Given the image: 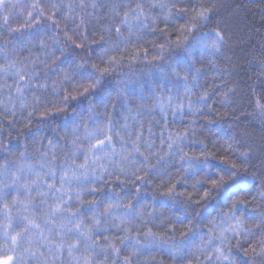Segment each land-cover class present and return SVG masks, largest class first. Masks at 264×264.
Listing matches in <instances>:
<instances>
[{
	"label": "trees",
	"instance_id": "obj_1",
	"mask_svg": "<svg viewBox=\"0 0 264 264\" xmlns=\"http://www.w3.org/2000/svg\"><path fill=\"white\" fill-rule=\"evenodd\" d=\"M36 3L5 0L0 6V186L13 185L14 173L19 177L0 201V228L9 217L14 231L27 223L23 217L33 220L53 246L63 243L55 264H112L113 245L120 249V264L125 256H131V264H264L251 252L264 239L260 175L245 185L264 168L259 163L264 116L257 109V101L264 104V2L178 0L173 6L172 0H39L44 16L37 10L29 20ZM201 6L212 7L210 19L182 33ZM218 23L226 28V42L214 52L206 45ZM178 36L186 37L180 46ZM160 45H167L163 53ZM112 58L119 63L81 95L100 76L93 65L103 67ZM97 126H111L114 144L104 149L110 156L90 159L81 174L77 166L84 154L73 157V132L86 149L85 132ZM184 153L188 156L181 160ZM232 161L240 165L239 175L228 179L231 172L223 170ZM49 168L56 172L54 181L45 176ZM72 169L77 179L71 178ZM65 170L68 179L56 194L66 202L65 210L50 216L55 197L38 192L47 191L48 183L61 188ZM222 175L225 185L212 188L211 180ZM33 180L32 191L25 192L22 186ZM234 201H240L235 216L244 222L239 236L226 215ZM181 233H188V240L174 256L173 239L181 241ZM72 244L77 247L69 251ZM24 247L15 253L18 264ZM218 247L227 260L216 253ZM33 251L36 258L25 257L23 264H52L47 248ZM11 254L0 251V260Z\"/></svg>",
	"mask_w": 264,
	"mask_h": 264
},
{
	"label": "snow or ice",
	"instance_id": "obj_2",
	"mask_svg": "<svg viewBox=\"0 0 264 264\" xmlns=\"http://www.w3.org/2000/svg\"><path fill=\"white\" fill-rule=\"evenodd\" d=\"M178 2V0H172L173 6H175V4ZM262 2H264V0H262ZM5 3V0H0V6H3ZM82 7H84L85 5H81ZM93 7H96L95 4L92 5ZM51 7L53 9H56L58 7V5H56L55 3H53L51 5ZM139 7V6H138ZM33 10L31 12H29L28 16H29V20L32 19V17L34 15H37V10L38 11V17H43L44 16V8L43 6L39 3V0H37V3L34 4L32 6ZM183 11H186V9H182ZM212 7H204L201 6L199 9H194L193 12V16L192 19L190 21V23L183 25L181 28V32H193L195 31V29L198 26V23H207V21L210 19L211 15H212ZM142 14V13H141ZM5 23H7L8 18L5 17ZM49 20H52L53 17L49 16L48 17ZM262 19H264V15H262ZM54 22V21H53ZM36 23H39V19L36 20ZM122 23H127V13L125 14V20L122 21ZM27 26V24H26ZM58 27V26H57ZM225 31L226 28H222L220 26V24L218 23L216 25L215 30L210 33V43H208L206 46L211 48L212 51L214 52H218L220 50V48L225 44L226 39H225ZM120 29L117 28V33L119 34ZM65 36L68 39H71V37L68 36L67 32H65ZM183 39H186V37H182V36H178L177 37V41H176V45L180 46L183 43ZM76 47H82L81 44H77ZM167 49V45H160V50L163 53L165 50ZM105 52H107V50H105ZM104 66L101 67L100 65H93V68L99 72L100 76L97 77L95 79V82H91L88 84L87 87H84L83 92L80 93L81 95H83L84 93H87L89 91L90 88H95L97 86V84L100 83V77H103L104 75L108 74L110 71H112V68L114 65L118 64L119 61H117L115 58H112L108 61H104ZM199 72V70H197V73ZM93 74H89V77H91ZM187 73L184 75V79L187 80ZM176 76L178 78H180V73L176 72ZM196 78V74H193V79ZM21 79H23V77H21ZM207 96V93H205L201 99H205ZM73 99H76L75 96L72 97ZM67 100V96L65 97V101ZM257 109L259 110L261 116H264V104L260 103L259 101H257ZM32 114L29 113V117ZM111 124V122H109V125ZM128 125L125 124L124 128H127ZM87 129V126H86ZM112 133V128L111 126H108L107 128L105 127H100L97 126L95 127L92 131H87L85 132V137L84 139H86L88 141V147L82 148L80 145L82 143V140L79 136H75V129L73 132L74 135V139L71 141V145L73 147V157L76 156L77 152H82L84 154V163L78 165L77 167L82 170L81 174L86 173L87 171V167L89 165V161L91 159V162L95 163L97 161H100L103 158H106L108 156H110L109 153L104 152V149L112 146L114 144L113 141V137L111 135ZM117 137H119V139L123 142V137L120 136V133L117 132L116 133ZM131 135V133H129V136ZM103 137V138H101ZM137 141L140 140V135H137ZM92 141H95V143H92ZM176 141H173V143L169 144V149H171L173 147V144H175ZM177 147H179V144H177ZM133 148L135 152H140V149L138 146H136L135 143H133ZM182 151V149H181ZM99 152H104L103 156L97 155V153ZM115 153V149L113 147V152L112 154ZM141 155H143V153H141ZM203 155V154H202ZM188 156L187 153H184L183 155L180 156L181 160H184L186 157ZM243 159H247V155L246 154H242ZM148 157H145V160H147ZM53 160H55V155H53ZM72 163H75V159H73ZM241 163H243V160H241ZM260 165L264 166V156H261L260 161H259ZM44 165H41V167H43ZM154 167V166H151ZM239 167L240 165L236 162V161H232L231 162V168L230 169H224L223 171L225 173L231 172V175L228 176V179H232L233 177H236L237 175H239ZM256 166L253 165V168H255ZM233 169H235V171H233ZM247 171V168L245 169ZM139 171V169H138ZM145 172L147 174L148 169H145ZM38 178L43 179V177H40V173L36 174ZM51 176V178L53 179V181L55 180V176H56V172L54 170H52L51 168H49L48 172L45 173V176ZM260 175V188L258 190V194L261 198V201L264 202V168H261L259 172H253V176L252 179L250 181H245V185L248 184H255L256 183V176ZM14 176V180H13V185H8V184H3L2 186H0V201H4L6 199V197L8 195L11 194L12 188L13 186L18 182L19 177L16 176V174H13ZM72 179H77V173H76V169H72ZM68 179V171L65 170L63 172V175L61 176V188H56L55 183H48L46 184V188L47 191H40L38 192V195L42 198H46L49 193H51L54 197H55V202L54 204L50 207V211H49V215L50 216H55L57 213L62 212L65 210L64 205H65V201H63L59 196H57V193H61L62 194V189H63V185L66 182V180ZM138 179H140L141 181H143L144 177H138ZM37 182L35 180H33L31 182V184L29 183H25L22 187L24 188L25 192H30L32 191V184H36ZM226 181H225V177L222 175L219 177V179H212L211 180V185L212 188L217 189V188H221L225 185ZM39 187V185H37ZM174 189H175V185H173L172 187L168 188V194L169 195H173L174 194ZM238 191H242L243 188L238 187L237 188ZM18 191V189H17ZM209 195V191H205L203 196L207 197ZM13 202H16V197L13 198ZM239 204L240 201H234L232 204V212L226 215H229L230 218L232 220H234L235 222V227H231L230 230L232 231L234 236H239L240 235V226L244 223L239 217L235 216V212L239 209ZM3 207L5 209H8V204L5 203L3 205ZM25 207H27V205H25ZM109 208H111V205H109ZM107 213V209L105 210ZM79 213H74L73 217H75L76 215H78ZM262 216H264V214H261ZM23 220H26L27 223H24L23 226L21 227L20 231H14L13 228V224L11 222V217H9V223L4 225L2 228H0V251L3 252H11V255H8L6 258H3L2 260H0V264H18V258L15 255V253L17 252L18 249H20L22 247L23 244H27V247L23 248V254L22 256L19 258L20 259V264H23V260L25 257H31V258H36L37 253L35 251H33L34 248L37 247H44L48 249V252L50 254L51 260H52V264H55L56 259H58V253L60 252V250L63 248V243L61 242L60 244H55L53 246V240L51 237L49 236H45L43 230L41 229L40 225L35 223L33 220L29 219L28 217H23ZM210 223H213L212 221H210ZM260 223H264V219L260 220ZM213 227H215V225L213 224ZM76 231L79 232L80 231V225H76L75 226ZM173 229H169V232H172ZM191 230H189L190 232ZM228 231V230H225ZM249 232H251V230H247ZM149 234H151V230H149ZM57 236H60V233H57ZM188 233H181V237L182 240L181 241H175L172 237H169V239H173V244H172V249H173V255H179L182 253V247L183 244L188 240ZM61 241H62V237ZM225 238L224 236V232H221V239L223 240ZM165 243H167V241H165ZM258 245H259V250H257L256 246H252L251 247V252L253 254V256H260L262 258H264V239H261L260 241H258ZM77 244H72L69 245V251H71L72 249L76 248ZM112 251L114 253L113 256V261L112 264H120L119 262V253H120V249L116 248L114 245L112 246ZM216 253L223 257L225 260L228 259V257L223 256V252L221 248H216ZM40 257H44V252H40L39 253ZM245 255H248V250H245ZM123 264H131V256H125L123 259Z\"/></svg>",
	"mask_w": 264,
	"mask_h": 264
}]
</instances>
